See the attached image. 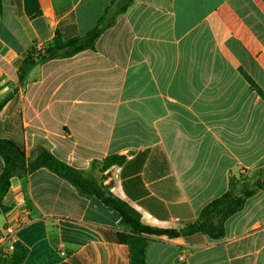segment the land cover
<instances>
[{
    "label": "crops",
    "instance_id": "0c3cea01",
    "mask_svg": "<svg viewBox=\"0 0 264 264\" xmlns=\"http://www.w3.org/2000/svg\"><path fill=\"white\" fill-rule=\"evenodd\" d=\"M122 0H1L0 138L91 176L142 225L194 222L242 175L260 188L224 236L149 237L146 264H264V0H131L92 50L20 67L86 36ZM110 156L120 165L100 170ZM4 164L0 157V174ZM0 264H128L118 214L45 168L10 179Z\"/></svg>",
    "mask_w": 264,
    "mask_h": 264
},
{
    "label": "trees",
    "instance_id": "16d2710c",
    "mask_svg": "<svg viewBox=\"0 0 264 264\" xmlns=\"http://www.w3.org/2000/svg\"><path fill=\"white\" fill-rule=\"evenodd\" d=\"M130 2L131 0H122V6L114 13L111 9H106L96 26L82 38L76 37L63 41L59 35H56L52 43L46 46L41 53L32 50L20 67L19 73L22 79L27 75L29 68L35 64H42L58 57H70L85 50H92L96 39L101 36L106 28L113 24L117 14L125 12ZM1 12L0 0V14ZM0 157L4 164L0 174V212L5 210L2 199L8 192L12 177L45 168L72 184L80 194L95 196L103 205L118 214L122 232L116 234V240L119 244L127 247L128 264H146L145 252L151 236H165L174 239L178 237L188 238L191 235L198 234L213 241L222 239L224 236V222L240 212L244 208L246 200L260 188L258 183H255L252 187L243 184L238 191L231 179L228 190L206 205L194 222L177 230H159L142 225L139 214L129 205L104 193L98 188L91 176L60 162L46 150H41L37 158L28 163L21 144L10 139L0 138ZM122 161V157H107L102 161L100 170H105L113 165H120Z\"/></svg>",
    "mask_w": 264,
    "mask_h": 264
},
{
    "label": "rangeland",
    "instance_id": "374dc122",
    "mask_svg": "<svg viewBox=\"0 0 264 264\" xmlns=\"http://www.w3.org/2000/svg\"><path fill=\"white\" fill-rule=\"evenodd\" d=\"M45 48V47H44ZM43 48V49H44ZM41 53V51H39ZM260 183V182H258ZM245 184V185H248L249 187H252L249 182H248V177L246 175H242V177L239 179V182H238V186H237V189L239 191L240 187Z\"/></svg>",
    "mask_w": 264,
    "mask_h": 264
},
{
    "label": "built area",
    "instance_id": "2783aa9c",
    "mask_svg": "<svg viewBox=\"0 0 264 264\" xmlns=\"http://www.w3.org/2000/svg\"><path fill=\"white\" fill-rule=\"evenodd\" d=\"M43 48H44V46H42V45H37V46L34 47L33 50H34L35 52H38V51H42Z\"/></svg>",
    "mask_w": 264,
    "mask_h": 264
}]
</instances>
